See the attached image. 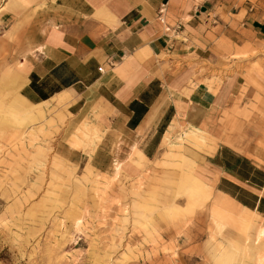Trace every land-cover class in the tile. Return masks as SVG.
<instances>
[{
    "label": "crops",
    "instance_id": "1",
    "mask_svg": "<svg viewBox=\"0 0 264 264\" xmlns=\"http://www.w3.org/2000/svg\"><path fill=\"white\" fill-rule=\"evenodd\" d=\"M163 3L165 26L156 17ZM5 5L7 25L17 23L23 36L38 33L22 59L25 73L13 75L18 83L23 78L20 107L34 118L42 112L40 103L56 104L63 96L55 107L65 116L57 146L66 158H89L100 172L117 161L121 173L134 178L146 161L142 157L154 159L164 139L201 129L215 148H191L193 171L216 194L264 215V151L240 152L223 140L220 124L244 82L236 66L242 61L223 56L245 46L257 51L249 62L264 60V0H8ZM224 62L232 71L217 80L212 71ZM211 78L215 91L206 83ZM260 108L264 113V100ZM83 125L91 130L85 138L77 133ZM73 134L82 139L79 147L68 143Z\"/></svg>",
    "mask_w": 264,
    "mask_h": 264
},
{
    "label": "rangeland",
    "instance_id": "2",
    "mask_svg": "<svg viewBox=\"0 0 264 264\" xmlns=\"http://www.w3.org/2000/svg\"><path fill=\"white\" fill-rule=\"evenodd\" d=\"M7 1L0 0V264H264V215L216 194L193 171L191 148H215L204 130L164 139L134 178L117 161L100 172L89 158L62 154L65 116L55 106L63 96L40 103L34 118L20 107L23 78L13 75L25 73L22 59L38 33L23 36L17 23L7 25ZM256 53L244 46L223 56L242 61L244 77L222 112L223 140L248 155L264 151V60H248ZM218 70L217 80L232 71L228 62ZM213 82L206 83L215 91ZM90 131L77 129L83 138ZM80 137L68 143L79 147Z\"/></svg>",
    "mask_w": 264,
    "mask_h": 264
},
{
    "label": "built area",
    "instance_id": "3",
    "mask_svg": "<svg viewBox=\"0 0 264 264\" xmlns=\"http://www.w3.org/2000/svg\"><path fill=\"white\" fill-rule=\"evenodd\" d=\"M165 14H166V6H165V4L163 3V4H161L160 7L158 8V10H157V16H156L158 22H159L161 25H163V26L166 25ZM168 29H169V27H166V28H165V30H168ZM98 70H99V71H102V67L99 66V67H98Z\"/></svg>",
    "mask_w": 264,
    "mask_h": 264
},
{
    "label": "bare ground",
    "instance_id": "4",
    "mask_svg": "<svg viewBox=\"0 0 264 264\" xmlns=\"http://www.w3.org/2000/svg\"><path fill=\"white\" fill-rule=\"evenodd\" d=\"M25 109V108H24ZM33 117V116H32Z\"/></svg>",
    "mask_w": 264,
    "mask_h": 264
}]
</instances>
